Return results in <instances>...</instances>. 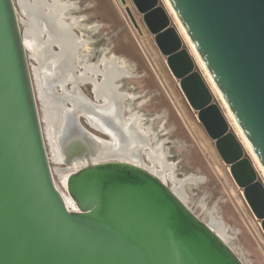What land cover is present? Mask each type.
Returning a JSON list of instances; mask_svg holds the SVG:
<instances>
[{
  "label": "water",
  "instance_id": "95a60500",
  "mask_svg": "<svg viewBox=\"0 0 264 264\" xmlns=\"http://www.w3.org/2000/svg\"><path fill=\"white\" fill-rule=\"evenodd\" d=\"M168 1L264 170V0ZM130 2L264 233V183L170 14L159 0ZM21 23L14 0H0V264H244L157 175L128 161L93 162L102 141L73 113L59 135L62 163L86 164L59 175L73 204L65 202Z\"/></svg>",
  "mask_w": 264,
  "mask_h": 264
},
{
  "label": "rangeland",
  "instance_id": "374dc122",
  "mask_svg": "<svg viewBox=\"0 0 264 264\" xmlns=\"http://www.w3.org/2000/svg\"><path fill=\"white\" fill-rule=\"evenodd\" d=\"M159 1L170 14L171 24L180 33L183 46L194 57L195 54L190 44L179 28L178 23L180 22L174 18L167 6L166 0ZM14 2L16 3V0ZM69 2L73 6L67 11V17L70 19L75 18L77 23V25L72 26L74 33L88 43V52L85 49L84 51L81 49L84 54L87 53L92 56L101 49L104 51L109 50L108 56L115 54L125 59L130 67H134L135 63H137L138 70L136 73L142 74L143 71L148 72L150 78L147 82L153 87L154 93L160 92L161 105L158 106L155 103L147 107L148 105L145 103L149 99L151 91L143 95L146 91L143 87V82L145 81H142L138 77L127 78L121 81L124 85L137 86L139 97L134 101L135 105L138 109H143L150 113L148 115V122L152 124L154 132L158 137L155 144H162L165 159L169 164L173 165L175 178L184 182L183 191L185 194L181 199L202 221L208 223L211 221V216H213L222 223L227 235L226 243L244 264H264V233L260 228L259 221L254 218L248 208L243 199L241 189L236 186L226 168L220 164L219 157L214 151L213 142L206 138V134L200 123L196 120L195 112L188 106L177 80L170 72L168 74V71L166 72L161 64L163 57L159 54L152 37L145 30L141 17L132 6L130 0H126V4L130 7L137 23L142 29L141 36L138 35V32L132 26L124 11V6L118 0H69ZM16 8L18 18L24 20V15L18 7ZM21 29H24L23 23H21ZM147 45L150 47L149 49ZM53 50H57V48L53 47ZM150 53H153L155 63H153L152 54ZM194 60L208 83V77L200 66L196 56ZM28 62L31 69L37 64L34 58L29 57V52ZM208 85L212 89L214 101L220 106L230 123L232 131L238 135L239 140L242 142L245 155L251 159L258 173V179L264 183L262 172L245 147L233 121L229 120L227 113L229 109L227 107V110H225L226 104L223 103L222 96L218 90L215 91L213 89L210 82ZM34 89L37 97L35 85ZM82 89L84 90L85 86H82ZM123 90L125 91L126 89L123 88ZM36 99L38 112L41 117V102L38 98ZM129 102L130 100H126L125 106ZM161 111L165 112V119L154 118L155 114ZM42 128L44 130L43 121ZM44 137L54 181L59 191L65 192L60 183L58 172H60V168L63 169L67 166L62 162L54 160L49 141L45 135ZM167 185L171 187L173 183L167 180Z\"/></svg>",
  "mask_w": 264,
  "mask_h": 264
},
{
  "label": "flooded vegetation",
  "instance_id": "af4514ba",
  "mask_svg": "<svg viewBox=\"0 0 264 264\" xmlns=\"http://www.w3.org/2000/svg\"><path fill=\"white\" fill-rule=\"evenodd\" d=\"M68 1L69 0H59V4L61 5L60 9L62 10H59L57 12L52 11V9L50 8L49 5L51 4V0H22L20 4H18L17 2L15 3L16 7H18L20 12L24 15V20L21 19V22L24 24L23 39L24 37H27L34 41L35 57L32 58H34L37 63L35 67H37L38 77L41 87L44 90L45 96L49 99L56 100L58 96L64 97L67 95V97H74L73 99L82 100L84 102L85 110L87 113L79 117L81 124L88 131L90 137L99 139L112 146L111 151L115 152V139L118 143L120 139L122 140L123 136H125L124 138L127 139L126 137H136L137 134H142L146 142V145H144L143 147L145 150H148L150 146L157 142L158 139L157 134L154 132L152 124H149L148 122V115L150 113L144 111L143 109H138L135 105L134 101L139 97L137 86L124 85L123 83H121V81L123 79L137 77L141 78L142 81H145L143 82V87L146 89V91L143 95L147 94L148 91H151V95L145 103L146 105H148L147 107H149V105L152 106L155 103L158 106L161 105L160 92L154 93L153 87L147 82V80L150 78L148 72L143 71L142 74L136 73V71L138 70L137 63H135L134 67H130L126 63L125 59L120 58L115 54H111L109 55V57V50L104 51L103 49H101L100 51L95 52L92 56L87 53L84 54V49L88 52V43L85 40L81 39V37L77 36L72 29V26L77 25V23L75 18L70 19L69 17H67V11L70 9V7L73 6V4ZM32 17H34L35 19ZM51 18L54 19L52 20ZM59 21H62L63 24ZM35 22H37L38 24ZM32 30L34 34H32ZM54 31L56 32L54 33ZM51 33L54 35H52ZM28 34H32V36H29ZM148 35L150 34L148 33ZM66 37L69 40H67ZM75 37L77 38L75 39ZM57 43L60 45H58ZM25 46L27 51L29 52V57H31L30 51L28 50L26 44ZM73 46L75 48H73ZM53 47H56L57 50H53ZM149 48L150 47L148 46V49ZM81 49L83 51H81ZM150 54H152V61L153 63H155L153 53ZM106 57L108 60L106 59ZM120 61H124L125 65H121ZM105 63L108 64L106 65V68L104 67ZM158 63L160 62L158 61ZM161 64L169 74V70L165 64L164 57ZM75 65H77V67ZM121 67L123 68L121 69ZM115 70L117 71L115 72ZM93 71H95V73H93ZM103 73H105L108 77V84H110V86H107L106 83L105 86H102ZM111 73L112 75H114V77L110 75ZM32 76L34 79L33 72ZM58 80L59 82H57ZM59 84H61L62 86H60ZM63 85L65 86V89L62 90ZM82 86H85L84 90L82 89ZM123 88H125L126 90L124 91ZM98 90L101 91L99 92ZM119 95H123L122 99L119 98ZM153 99L154 101H152ZM126 100H130L127 106H125L124 104ZM68 106L69 108H72V105L68 104ZM131 115H135L137 118H139V121H132ZM154 118H163L164 120L165 112L161 111L160 113L155 114ZM96 123H99L100 125L98 126ZM104 127H107L109 131L105 130ZM139 128H141V131ZM135 141L137 142V140ZM137 145L138 147L140 146V158L142 159L144 165L147 166L149 164V161L147 160L144 151L141 152V144L138 143ZM111 151H107L108 155ZM115 153H117L119 156H115V154H112L110 157H108L107 155L106 157L109 158L108 160H127L132 162V160L136 157L133 154V156L131 157H124L118 152Z\"/></svg>",
  "mask_w": 264,
  "mask_h": 264
},
{
  "label": "bare ground",
  "instance_id": "6f19581e",
  "mask_svg": "<svg viewBox=\"0 0 264 264\" xmlns=\"http://www.w3.org/2000/svg\"><path fill=\"white\" fill-rule=\"evenodd\" d=\"M22 0H16V2L18 4L21 3ZM38 1V0H37ZM66 1V0H65ZM24 2V1H23ZM34 2V1H33ZM69 2V1H68ZM15 3V2H14ZM51 4L49 5L50 8L52 9V11L57 12L60 9L61 5L59 4V0H51L50 2ZM167 6L169 8V10L172 12L174 18L179 22V20L177 19L173 9L171 8L169 1L166 0ZM33 5V4H32ZM40 5V4H37ZM67 6V5H64ZM34 7V6H33ZM43 7V6H42ZM45 7V6H44ZM41 8V7H40ZM71 8V7H70ZM37 9V8H36ZM69 9V8H68ZM27 12V11H26ZM50 12V10H49ZM42 13V12H41ZM34 14V13H33ZM44 14V13H43ZM65 14V13H64ZM63 14V15H64ZM37 15V14H36ZM42 15V14H41ZM57 16V15H56ZM55 16V17H56ZM37 17V16H36ZM50 17V16H49ZM52 17V16H51ZM59 17V16H58ZM34 18V17H32ZM29 19V17H28ZM35 19V18H34ZM48 19V18H47ZM52 19V18H51ZM54 19V18H53ZM52 19V20H53ZM37 20V19H36ZM27 21V20H26ZM39 21V20H38ZM56 21V20H54ZM30 22V21H29ZM60 23L63 24L62 21H59ZM37 23V22H35ZM38 24V23H37ZM179 24V28L181 30V32H183V35L185 36L186 40L188 41V43L190 44V47L192 48L200 66L202 67V69L204 70V72L206 73L208 80L211 84V86L213 87V89L215 91H217L218 89L216 88L215 84L213 83V80L211 78V76L209 75L208 71L206 70L204 64L202 63V61L199 59L198 54L196 53L192 42L190 41V39L188 38L186 32L184 31L183 27L181 26L180 23ZM33 25V24H32ZM57 26V25H56ZM40 28V27H39ZM56 28V27H55ZM49 29V28H48ZM54 29V28H53ZM73 29V28H72ZM71 29V30H72ZM60 30V29H59ZM25 31V30H24ZM57 31V30H56ZM54 31V33L56 32ZM32 34L33 30H32ZM32 34H28L29 36H32ZM52 34V33H51ZM74 34V33H73ZM54 35V34H52ZM34 36V35H33ZM40 36V35H39ZM57 36V35H56ZM59 38V37H58ZM71 38V37H70ZM77 37H75L76 39ZM56 39V38H55ZM67 40H69L66 37ZM74 39V38H72ZM37 41V40H36ZM53 41V40H52ZM23 42H25V44L27 45L28 50L30 51V55L31 57H35V53H34V41L30 38L24 37ZM73 42V40H72ZM80 43V42H79ZM24 44V46H25ZM58 44V43H57ZM60 45V44H58ZM72 45V44H71ZM80 45V44H79ZM54 46V45H53ZM61 47V46H60ZM26 48V46H25ZM73 48H75L73 46ZM88 49V48H87ZM77 51V50H75ZM79 51V50H78ZM49 52V51H48ZM61 52V51H59ZM55 53V52H54ZM45 54V53H44ZM43 54V55H44ZM193 54V55H194ZM65 55V54H64ZM194 56V57H195ZM73 57V56H72ZM71 57V58H72ZM110 57V56H109ZM114 57V56H113ZM56 58V57H55ZM60 58V57H58ZM64 58V57H63ZM70 58V59H71ZM39 59V58H38ZM107 59V57H106ZM82 60V59H81ZM108 60V59H107ZM72 62V61H71ZM110 62V61H109ZM78 63V62H77ZM89 63V62H88ZM121 65H125L124 61H120ZM66 65V64H64ZM106 65H108L107 63L104 64V67L106 68ZM77 67V65H75ZM95 66V65H94ZM125 67V66H124ZM59 68V67H58ZM69 68V67H68ZM95 68V67H93ZM123 67H121L122 69ZM40 69V68H39ZM60 69V68H59ZM92 69V68H91ZM99 69V68H98ZM111 69V68H110ZM69 70V69H68ZM94 70V69H93ZM119 70V69H118ZM70 71V70H69ZM113 71V70H111ZM117 70H115L116 72ZM120 71V70H119ZM126 71V70H125ZM124 71V72H125ZM32 72L34 75V85L36 87L37 90V97L40 102H41V106H42V116L40 117V120L44 122V130L43 133L46 136L47 140L49 141L50 144V148H51V152L54 156V160L59 161V162H63V155L60 149V145H59V135H60V131L63 128V125H66V122L68 121V117L70 116V113H73L77 116H81V115H85L87 112L85 110V106H84V102L82 100H78V99H73L70 97L64 96V97H57L56 100L53 99H49L45 96L44 90L41 87L40 84V80L38 77V71H37V67H33L32 68ZM127 72V71H126ZM93 73H95V71H93ZM114 73V72H112ZM112 73L110 74L111 76L114 77V75H112ZM122 73V72H121ZM54 74V72H53ZM52 74V75H53ZM92 75V74H91ZM92 77V76H91ZM116 77V76H115ZM206 77V78H207ZM113 79V78H112ZM60 80V79H59ZM59 80L57 82H59ZM103 83L102 86H105V83L107 84V86H110V84H108V77L106 76L105 73H103ZM208 82V83H209ZM78 83V82H77ZM51 84V83H50ZM60 86H62L61 84H59ZM67 86V85H66ZM101 86V85H100ZM58 88V87H56ZM114 88V87H113ZM65 89V86L63 85L62 90ZM101 89V88H100ZM56 90V89H55ZM35 91V89H34ZM99 91V90H98ZM101 91V90H100ZM99 91V92H100ZM64 93V92H63ZM217 93V92H216ZM55 94V93H54ZM72 94V93H70ZM80 94V93H78ZM36 95V93H35ZM221 95V94H220ZM72 96V95H71ZM79 96V95H78ZM123 95H119V98L122 99ZM108 98V97H107ZM224 100V99H223ZM223 103H225L223 101ZM68 104L72 105V108H69ZM109 105V103H108ZM53 106V108H52ZM121 107V106H120ZM227 110V106L225 105ZM111 108V107H110ZM113 108V107H112ZM104 112V111H102ZM228 116H229V120L231 119L234 123V125L237 128V132L239 133V135L241 136V139L245 145V147L248 149V151L250 152V154L252 155V158L254 159L257 167L259 168V170L262 172V175L264 176V170L261 168L259 162L257 161V158L255 157L250 145L248 144V142L246 141L243 133L241 132L240 128L237 126L232 114L229 112V110H227ZM97 117V116H96ZM92 119V118H91ZM131 119L132 121H139L135 115H131ZM94 124V123H93ZM98 126L100 125L99 123H96ZM95 125V124H94ZM103 128V126H102ZM105 130H108L107 127L105 128ZM141 131V128H139ZM148 130V129H146ZM109 131V130H108ZM125 136L122 137V140L120 139L119 142L117 143L115 137V152H118L120 155L124 156V157H131L133 155H135L136 157L132 160V163H135L137 165H140L142 167H144L145 169L149 170L150 172L154 173L155 175H157L163 182H165L167 184V180H170L173 183V186H171V189L176 193V195L181 199L184 196V191H183V181L177 180V178H175L174 176V171H173V165L169 164L167 162V160L165 159V153L163 151L162 148V144H153L152 146L149 147L148 150L144 149V145H146L145 139L143 138L142 134H137L136 137H126L127 139L124 138ZM132 139V142H131ZM137 140V142L135 141ZM139 141V142H138ZM138 143L141 144V152L144 151L147 160L149 161L148 165L145 166L144 163L142 162V159L140 158V146L138 147ZM112 146L108 145L105 142H101L99 144H97L96 146V150L94 155L91 156V160L93 162L96 161H105L108 160L109 158H107L106 156L108 155L107 151H111ZM114 151H111L108 155V157H110L112 154H115V156H119L117 153H115ZM133 154V155H132ZM123 161H127V160H123ZM130 162V161H128ZM86 164V160H75L74 162H72V166L67 167L66 169H59L60 172H58L59 175H69L70 171L74 168L78 169L79 167L83 166ZM57 169V168H56ZM154 171V172H153ZM63 174H62V173ZM62 185V184H61ZM63 187V185H62ZM64 190V187H63ZM65 191V190H64ZM61 194L65 200L66 203H70L73 204V202L71 201V199L66 195L65 192L61 191ZM182 200V199H181ZM183 201V200H182ZM184 202V201H183ZM185 203V202H184ZM186 204V203H185ZM208 225L213 229L214 232H216L225 242H227V235L225 234V230L223 228L222 223L217 220L216 218H214L213 216H211V221L208 222Z\"/></svg>",
  "mask_w": 264,
  "mask_h": 264
}]
</instances>
